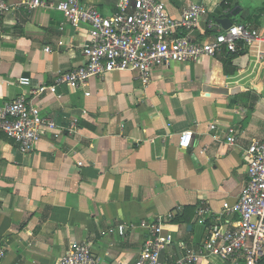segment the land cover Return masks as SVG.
I'll return each instance as SVG.
<instances>
[{
  "label": "crops",
  "instance_id": "0c3cea01",
  "mask_svg": "<svg viewBox=\"0 0 264 264\" xmlns=\"http://www.w3.org/2000/svg\"><path fill=\"white\" fill-rule=\"evenodd\" d=\"M19 1L7 0L13 9L0 26V105L25 94L55 128H45L29 154L0 131L2 264H58L84 241L93 243L99 264H134L147 235L141 221L170 211L180 217L166 227L175 242L198 249L205 231L196 210L217 211L239 197L247 149L264 139V42L260 53L253 44L237 55L224 49L198 62L158 66L148 84L134 71H112L52 92L60 74L86 63L88 26L64 25L61 11H29ZM80 1L104 15L117 11V0ZM161 1L174 16L189 3L207 7L215 25L209 29L202 19L199 42L221 29L216 19L233 9L234 23L264 34V0ZM21 77L30 86H21ZM74 119L78 127L70 133ZM186 130L192 141L181 148ZM165 257H179L176 244ZM192 264L229 263L211 256Z\"/></svg>",
  "mask_w": 264,
  "mask_h": 264
},
{
  "label": "built area",
  "instance_id": "2783aa9c",
  "mask_svg": "<svg viewBox=\"0 0 264 264\" xmlns=\"http://www.w3.org/2000/svg\"><path fill=\"white\" fill-rule=\"evenodd\" d=\"M18 7L29 11L37 7H52L61 11L66 23L79 29L87 25V40L83 45L86 63L60 74L56 84L50 86L56 92L57 85L86 86L91 77H104L112 71H134L148 84L154 68L171 63L198 62L205 57H215L224 49L230 53L256 44L258 53L264 42V34L243 23H234L228 29L212 34L204 41L194 39L202 19L209 29L215 25L208 17L203 4L189 3L179 16L167 10L161 0H117V11L104 15L97 8L80 0H20ZM13 9L7 0H0V26L6 13ZM21 86H30L29 77L19 78ZM36 92V91H35ZM78 120L70 122L68 131L75 132ZM45 128H55L54 120L44 116L38 105L25 94L0 105V131L19 143L23 154L34 152L36 143ZM192 130L182 133L179 146L187 148L192 141ZM233 134L227 136L232 144ZM247 183L239 197L225 200L220 210L201 205L196 210V222L205 231L198 249L188 242H175L166 229L175 217L170 211L154 220H142L147 235L134 264H192L202 258L216 256L229 264H264V139H253L246 152ZM120 235L125 226L118 225ZM179 257L167 261L165 253L174 245ZM6 254V246H0V264ZM173 258V256H172ZM58 264H99L93 251V243L84 241L71 246Z\"/></svg>",
  "mask_w": 264,
  "mask_h": 264
},
{
  "label": "water",
  "instance_id": "95a60500",
  "mask_svg": "<svg viewBox=\"0 0 264 264\" xmlns=\"http://www.w3.org/2000/svg\"><path fill=\"white\" fill-rule=\"evenodd\" d=\"M236 11L233 9L232 11L228 12L225 16L219 17L216 19V23L220 26L221 29H228L234 24V17L236 16ZM221 29L218 27L215 29L216 32H220ZM214 92H222L224 89H211ZM191 227V226H190Z\"/></svg>",
  "mask_w": 264,
  "mask_h": 264
},
{
  "label": "trees",
  "instance_id": "16d2710c",
  "mask_svg": "<svg viewBox=\"0 0 264 264\" xmlns=\"http://www.w3.org/2000/svg\"><path fill=\"white\" fill-rule=\"evenodd\" d=\"M210 32H212V31H210ZM213 34H215V33H213ZM239 53H241V51L239 50V51H237V52H234V53H230L231 55H237V54H239ZM179 216H177V217H175V219H174V221H178L179 220Z\"/></svg>",
  "mask_w": 264,
  "mask_h": 264
}]
</instances>
